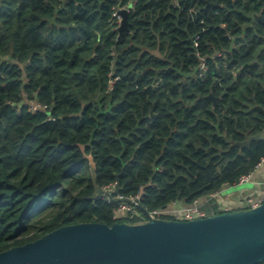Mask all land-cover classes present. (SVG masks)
Returning <instances> with one entry per match:
<instances>
[{
	"label": "trees",
	"instance_id": "trees-1",
	"mask_svg": "<svg viewBox=\"0 0 264 264\" xmlns=\"http://www.w3.org/2000/svg\"><path fill=\"white\" fill-rule=\"evenodd\" d=\"M263 132L264 0H0V252L234 186Z\"/></svg>",
	"mask_w": 264,
	"mask_h": 264
},
{
	"label": "water",
	"instance_id": "water-1",
	"mask_svg": "<svg viewBox=\"0 0 264 264\" xmlns=\"http://www.w3.org/2000/svg\"><path fill=\"white\" fill-rule=\"evenodd\" d=\"M120 12L123 32L128 29V11ZM207 98L217 101L213 95ZM253 139H264V132L248 137L245 144ZM85 157L96 183L95 162L92 156ZM119 188L117 184V193ZM102 194L104 190L96 187L92 198ZM263 261L264 202L254 208L193 220L149 218L135 224L66 225L0 252V264H259Z\"/></svg>",
	"mask_w": 264,
	"mask_h": 264
},
{
	"label": "built area",
	"instance_id": "built-area-1",
	"mask_svg": "<svg viewBox=\"0 0 264 264\" xmlns=\"http://www.w3.org/2000/svg\"><path fill=\"white\" fill-rule=\"evenodd\" d=\"M126 9L129 10L127 7L120 8L119 10H116L114 13V16L117 17L118 22L121 24L123 21V16L121 14V10ZM204 68V67H203ZM48 106L38 102V101H32L30 103V108L32 111H38L40 109H46ZM50 119L54 120L55 118L50 117ZM264 160V159H263ZM252 177L251 174H246L240 177L238 183L243 184L250 181ZM234 185V186H236ZM102 190H104V198L108 202H112L111 194L116 191V185H108L105 186ZM221 191V190H220ZM220 191L212 193L205 197L206 202H210L211 200L216 197ZM118 199L116 201L117 207L114 211L113 218L117 219L121 213L127 212L128 214H131L132 217H138L140 218V222H145L149 218H156V219H175V220H193L198 218H204L208 217L210 215L216 214L217 212L213 209L211 212H208L205 208H203V202L201 199H197L193 204L186 205L183 207H176L177 202H174L168 206L156 208L153 210H145L142 209V196L141 193L131 196V197H125L122 195H118ZM246 202V208H254L264 202V191L261 193V195L258 198H255L254 196H248L245 198ZM221 211V209H219ZM228 209L221 211V212H227ZM219 213V212H218Z\"/></svg>",
	"mask_w": 264,
	"mask_h": 264
},
{
	"label": "crops",
	"instance_id": "crops-1",
	"mask_svg": "<svg viewBox=\"0 0 264 264\" xmlns=\"http://www.w3.org/2000/svg\"><path fill=\"white\" fill-rule=\"evenodd\" d=\"M247 187L244 190L235 191L233 193L226 194V189L230 186H225L220 193L214 197L210 202H206L205 198H201L203 206L217 207L224 211L236 209H245V198L248 196H254L258 198L264 191V160L256 167V170L252 173L250 181L247 182ZM188 204L177 202L176 207H183Z\"/></svg>",
	"mask_w": 264,
	"mask_h": 264
},
{
	"label": "rangeland",
	"instance_id": "rangeland-1",
	"mask_svg": "<svg viewBox=\"0 0 264 264\" xmlns=\"http://www.w3.org/2000/svg\"><path fill=\"white\" fill-rule=\"evenodd\" d=\"M247 183L231 186L226 189V194L233 193L235 191L244 190L247 187Z\"/></svg>",
	"mask_w": 264,
	"mask_h": 264
}]
</instances>
